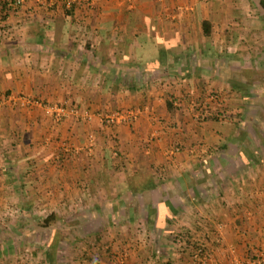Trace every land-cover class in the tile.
<instances>
[{
  "label": "crops",
  "instance_id": "1",
  "mask_svg": "<svg viewBox=\"0 0 264 264\" xmlns=\"http://www.w3.org/2000/svg\"><path fill=\"white\" fill-rule=\"evenodd\" d=\"M22 1L21 8L0 6V264H33L41 251L46 264H192L173 233L204 243L208 264L263 256L264 95L253 94L249 78L263 60L251 68L243 62L224 83L225 94L254 98L244 130L260 155L240 152L232 138L194 141L181 101L195 90L188 83L217 74L211 55L225 44L214 33L240 31L256 11L252 0H92L90 9L68 14L65 0ZM26 99L77 115L55 123ZM180 101L173 114L167 104ZM115 110L138 118L101 121ZM207 129L218 131L208 125L203 136ZM217 143L228 148L221 152ZM199 158L205 170L197 169ZM51 213L55 228L42 233L38 223Z\"/></svg>",
  "mask_w": 264,
  "mask_h": 264
},
{
  "label": "rangeland",
  "instance_id": "2",
  "mask_svg": "<svg viewBox=\"0 0 264 264\" xmlns=\"http://www.w3.org/2000/svg\"><path fill=\"white\" fill-rule=\"evenodd\" d=\"M252 5H253V9H256L255 4L253 3ZM256 11H257V9H256ZM256 11H251V13L250 12L248 13V14H250V18L247 21L245 20L243 23H241L239 27L237 26L238 28H241V30L240 31L237 30L236 31L237 34L234 33V35L231 37L226 36L224 34L221 35L222 31H221V29H219L220 26L217 28L219 30H216L214 35L217 36V38H218L217 40L224 41V43H221V44H225L224 49H222L223 48L222 47L221 50L215 52L214 56L211 55L212 58L217 59V66L218 67L215 68V72L217 74L215 76H212L213 73L211 72V74H209V75L206 74V77L201 79L202 81H199L197 83L194 82L192 84L188 83L187 85L190 88L194 87L195 90H193V89L191 90L193 93H190L191 91L188 92L187 95L188 94H192V95L190 97H188L187 95L184 96V99L181 101L186 102L188 104V107L190 108V112H188L189 113V115H188L189 121L184 123V124H186V125H184V128L186 126H192L193 125L194 129H191L190 127L189 128L191 130H193V136L192 137H193L194 141L197 140V138L198 139L200 138L201 140L205 139L206 135L203 136L202 131L205 129V126L211 125V126L217 128V130H218L217 132L221 135V136H218V138L219 137L220 138L232 137V138H237V139H239V138L245 139V142H243L245 144V146L244 145H242L244 147L240 146L238 148L239 151L241 150L244 153L248 152V153L260 155L262 152L261 153L256 152L255 149L253 147H251L250 144L247 142L249 140V137L247 136L246 130H244L245 128L250 129V127H248V125L252 122L251 116H254V113H252V111H250V109L252 107L251 110L254 111L255 107H256L254 98L253 99L244 98V100H242L241 97H239V95L237 94V93L240 94L239 91L237 93H235V95L233 96L230 91H227V93L225 94V89H224V85H225L224 83L226 82V80L228 78L232 79L230 77V73H231L230 71L234 72L235 74L240 73L241 69H244V67H242L243 62L247 63L249 68L252 67L254 61L255 62L258 61V63H259V62H262L261 60H263V62H264V26L258 31L253 30V28H252L253 27L252 23L254 21H251V20H253V18H254L255 20L259 21L261 18L259 12L258 11L256 12ZM244 24H245V26H243ZM212 41H213V39L211 36L210 42H212ZM229 43H231V45ZM218 55H221V57L225 59L224 62L227 65L224 66V68H223V64L221 63L222 58H219ZM209 56H210V54H209ZM229 56L236 57V59H231V58H229ZM199 58H204V56L200 57V55H199ZM238 58L241 59V62L239 61ZM259 59H261V60H259ZM226 71H228L229 73H225ZM249 78L252 79L251 81L255 82L252 84L254 86L253 87L254 88L253 94L261 93L260 91H262L263 95H264V69H258L257 71L255 69L254 71H252ZM232 80H235V79H232ZM254 97H255V95H254ZM181 101L179 102V104L177 106H175V107L173 106V110H171V112L173 114L180 111L179 107L182 106ZM259 110L264 111V106H263V108H261V106H259ZM202 111H205L204 113H206L207 116H211L210 118H212V119H208L207 121L201 120V118H202L201 112ZM245 112H251V113H245ZM253 121H255V118H253ZM187 123H191V125H189ZM180 127L183 128L182 126H180ZM181 130H183V129H181ZM199 132H201V135ZM181 133L184 136L186 132L182 131ZM180 134H179V136H180ZM250 135L253 136L254 138H256L255 137L256 134H255L254 130H250ZM187 137H189V136H187ZM194 144H196V143H194ZM171 146L168 150H171L174 147L178 148L177 149L178 151H176L174 149V153H176V154L184 152L183 154H185V155L186 154L191 155L190 152L185 151L187 149V147H185L184 145H182V147H181V145H177V146L171 145ZM200 148H198V149H200ZM206 149L207 148H205V150ZM201 150H202V148H201ZM143 152H144V150L142 151V153ZM221 152H223V151H221ZM214 153L215 152H213V155H215ZM199 154H200V157H204V154H206V153H203L202 151H200ZM199 161H200V163H198V164L200 167L197 169L205 170L203 168V165H205L203 163L204 159L199 158ZM24 197H23L24 198V204L29 203L30 199H27L29 196H24ZM3 229L8 234L13 233L12 228L9 226H7L6 228H3ZM44 231H42V233H44ZM177 236L175 235V233H173L172 241L174 243H175V239L178 238ZM176 243H177L176 246H179L180 243L179 242H176ZM178 249H179V247H178ZM190 253L191 252H189V253L186 252V255L189 256V258H190ZM160 255L161 254H159V256ZM39 257L40 258H38V262L34 261L33 264L34 263L35 264H46L47 263L43 251L40 252ZM67 262L68 261H62V264H66Z\"/></svg>",
  "mask_w": 264,
  "mask_h": 264
},
{
  "label": "trees",
  "instance_id": "3",
  "mask_svg": "<svg viewBox=\"0 0 264 264\" xmlns=\"http://www.w3.org/2000/svg\"><path fill=\"white\" fill-rule=\"evenodd\" d=\"M92 0H77L75 3H73L72 5H70L69 7H66L65 6V1L63 3V8H64V11L68 14L69 12H73L77 9H80L83 7V5L86 6L87 9H90V3H91ZM252 2L255 4V8L257 9V11L259 12L260 14V20L256 23V24H253V26L255 27V29H261L263 26H264V0H252ZM0 6H1V10L3 9H13V8H16L14 7V0H0ZM210 21H205L203 22V25H202V30H203V34L205 37H210ZM242 85L239 84V83H232V88H237V87H241ZM168 107L170 110H172L171 108H173V103L169 102L168 104ZM205 111H202L201 113V120H208V119H212L210 118L211 116H207L206 113H204ZM204 136L206 135V139H208V141H212V140H217L219 141L218 139H231L232 137H224V138H218V136H221L218 132H215L213 133L212 130L210 129H207L205 132H204ZM209 133V134H207ZM231 140H234L232 143L234 145H236L235 148H239L240 145L239 143L237 142L236 138H232ZM217 145V149L220 150V151H223L225 149L228 148V146H224V147H219L218 143L215 144ZM252 145V144H250ZM56 220H57V217L54 215V213H51L50 215L46 216L42 221H40L38 223V228H40L41 230H48V229H54L55 228V225H56ZM178 238L175 239V243L176 242H179L181 244L182 247H184V249H180L179 252L180 254H186V250L189 249L191 252L193 249H195V247L197 246V244L199 242H191V241H188V239H186V237L184 236H177ZM183 243V244H182ZM96 246L93 245L92 248H95ZM207 250V248L205 249V251ZM208 251V250H207ZM93 253V257L89 258V260H92V262H95L97 260H99L97 254L95 253V251L92 252ZM116 256V255H115ZM120 257V255H117L116 257ZM154 258H155V255H154ZM190 259V258H189ZM173 260L171 259H168L167 262H165L164 264H172ZM210 261V260H209ZM208 261V262H209ZM176 263V261H175ZM98 264V263H97ZM208 264V263H207Z\"/></svg>",
  "mask_w": 264,
  "mask_h": 264
},
{
  "label": "built area",
  "instance_id": "4",
  "mask_svg": "<svg viewBox=\"0 0 264 264\" xmlns=\"http://www.w3.org/2000/svg\"><path fill=\"white\" fill-rule=\"evenodd\" d=\"M77 0H65V6L69 7ZM23 6L22 0H14V7L21 8ZM25 105H34L45 109V113L53 120L55 123H59L62 120H65L67 117H72L77 115L75 108H67L65 105L60 104H51V105H42L40 102L31 101L29 99L24 100ZM138 118V112L134 110H115L112 112L105 113L100 115V119L103 123L108 126H118L122 124H133ZM85 120H90L91 115L86 114ZM66 148V147H65ZM72 151V150H71ZM176 151H178L176 149ZM206 245L204 243H198L195 249L190 253V260L192 264H207L210 260L209 251H205ZM250 264H264V255L260 258L251 261Z\"/></svg>",
  "mask_w": 264,
  "mask_h": 264
}]
</instances>
